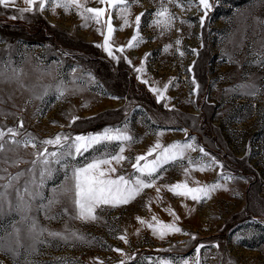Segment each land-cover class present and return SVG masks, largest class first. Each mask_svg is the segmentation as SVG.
<instances>
[{
    "label": "rangeland",
    "instance_id": "obj_1",
    "mask_svg": "<svg viewBox=\"0 0 264 264\" xmlns=\"http://www.w3.org/2000/svg\"><path fill=\"white\" fill-rule=\"evenodd\" d=\"M67 2L0 6V186L9 185L0 187V264H264V0H209L206 17L199 0H163L175 17L169 28L154 24L162 0L57 7ZM89 8L104 9L99 23ZM109 19L112 57L103 47ZM103 112L108 122L89 128ZM117 129L132 140L65 155L51 175L33 166L44 148L62 151L42 141ZM177 142L191 147L163 164L152 187L96 206L95 220L77 218L73 168L123 146L111 175L134 182L136 157L159 143L143 165ZM177 183L220 187L194 201L170 190Z\"/></svg>",
    "mask_w": 264,
    "mask_h": 264
},
{
    "label": "snow or ice",
    "instance_id": "obj_2",
    "mask_svg": "<svg viewBox=\"0 0 264 264\" xmlns=\"http://www.w3.org/2000/svg\"><path fill=\"white\" fill-rule=\"evenodd\" d=\"M37 2V0H25V3L28 5H33ZM103 3L104 0H101ZM113 5L116 3L124 4L125 0H109ZM15 0H0V6L8 7L10 4H14ZM168 3H175L176 6L184 8L185 6H191L192 0H168ZM69 4H74L79 7V0H68L67 3H57V7H64L65 10L68 9ZM199 5L203 6L204 16H207L208 10L211 9V5L209 0H199ZM45 7V0H39V9L42 11ZM31 8H25L22 11L27 12L30 11ZM86 11L93 13V16L88 17V19H94L97 23H99V17L104 14V9L102 8H89ZM155 16L157 19L154 21V24L157 26H163L164 28H169L171 26L172 21L175 19L174 15L164 7V3L162 0L161 7L156 11ZM15 19V17H13ZM141 23V17L138 15L135 19V24L137 26V32L133 35L128 41L127 46L129 48L134 47V41H138L139 37V25ZM201 25L204 23V18L202 17L200 20ZM124 24H128V20L124 19ZM108 35L104 38V50L107 54L112 57L113 51L110 46L111 34L115 31L112 27L111 21L109 19L107 23ZM179 43V41H177ZM123 51V48L119 49ZM195 51V50H193ZM183 55V53H181ZM115 58V57H114ZM141 69H137L140 71ZM63 94L62 92L60 93ZM162 95V94H161ZM76 118H73V122ZM21 123V127H22ZM116 134L112 135L109 132L105 131L102 134L92 135V136H82L78 135L73 137H69L67 135L61 136L57 135L54 138L47 139L42 141L41 143L44 145H53L58 146L62 151H52L49 152L47 148H44L43 152L39 153L37 156V160L33 161V166L36 165L37 162L44 165L43 170L40 175L43 177L47 172L48 175H51V169L49 167L50 163H61V158L65 155L67 156H79L83 154V152L89 151V149L94 148L97 145H100L104 142L110 141H120L121 143L125 141H131L132 137L121 133L119 129L115 130ZM8 133H11L13 136L18 133L9 128ZM5 133L0 131V141L3 140ZM12 143H18V141L13 140ZM25 145L31 144L33 147H36L35 143L31 138L26 140ZM3 143L0 142V150L3 149ZM161 146L157 143L153 149H150L147 153V156H151L153 151L156 148H160ZM191 145L185 144L181 145L179 142L164 148L163 151L157 155L156 159L150 162H147L141 165V161H145L147 156L141 155L135 158V163L133 164V168L136 169L140 176H137L135 181H131L124 176H118L116 178H112V173L116 172L115 167H112L113 161L117 164L124 161L126 158L122 155L124 152V147L121 146L119 148V153L111 155L108 157H100L97 159H93L91 162L86 165L75 167L72 169V178L75 181V200L74 204L78 210L77 218L84 220H95L96 216L93 214L94 209L98 205L102 204H110L112 206H119L121 204H127L130 200L135 199V197L144 189L150 188L153 186L152 179L155 174L160 170V168L165 163L176 161L182 155L183 148H190ZM203 152V149H201ZM51 158V159H50ZM102 166H107L102 167ZM21 174H17L16 177H11L10 180L17 179ZM2 179V177H0ZM9 185L0 186L3 188L8 187ZM219 184H213L210 186H202L197 188L188 187L187 183H177L170 190L174 192L176 195L181 196H190L194 201H200L204 198L209 197V193L219 188ZM25 191L27 192V187H25ZM159 192V189H157ZM4 195L3 192H0V198ZM22 198L18 197V200ZM151 227V225H149ZM165 228L170 229L173 232H180L181 229L174 227L173 225H165ZM18 231V230H17ZM155 232V229H154ZM160 238H163L165 232L161 231ZM50 235H60L59 233H50ZM120 239L124 240V237H120ZM126 242V240H125ZM119 251V250H117ZM102 264V262H101ZM170 264V262H169ZM184 264H188L187 261Z\"/></svg>",
    "mask_w": 264,
    "mask_h": 264
},
{
    "label": "trees",
    "instance_id": "obj_3",
    "mask_svg": "<svg viewBox=\"0 0 264 264\" xmlns=\"http://www.w3.org/2000/svg\"><path fill=\"white\" fill-rule=\"evenodd\" d=\"M140 84H138V87H139ZM138 94H140L141 92H137ZM109 112V111H108ZM108 112H103V113H100L99 115L97 116H94V117H90L89 118V122H90V125L88 126L89 128H95V126L97 124H105L108 122V120L105 119V116ZM110 121V120H109Z\"/></svg>",
    "mask_w": 264,
    "mask_h": 264
}]
</instances>
